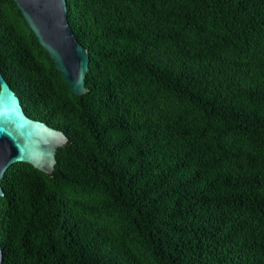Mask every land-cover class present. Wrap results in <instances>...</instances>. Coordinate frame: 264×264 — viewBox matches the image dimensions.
I'll return each mask as SVG.
<instances>
[{
  "label": "trees",
  "instance_id": "16d2710c",
  "mask_svg": "<svg viewBox=\"0 0 264 264\" xmlns=\"http://www.w3.org/2000/svg\"><path fill=\"white\" fill-rule=\"evenodd\" d=\"M75 95L13 0L0 72L65 134L0 181L1 264H264V0H67Z\"/></svg>",
  "mask_w": 264,
  "mask_h": 264
},
{
  "label": "water",
  "instance_id": "95a60500",
  "mask_svg": "<svg viewBox=\"0 0 264 264\" xmlns=\"http://www.w3.org/2000/svg\"><path fill=\"white\" fill-rule=\"evenodd\" d=\"M41 47L75 95H84L89 55L69 23L67 0H13ZM65 134L29 118L0 72V181L16 163H27L51 175ZM3 191L0 186V198ZM0 249V264H1Z\"/></svg>",
  "mask_w": 264,
  "mask_h": 264
}]
</instances>
